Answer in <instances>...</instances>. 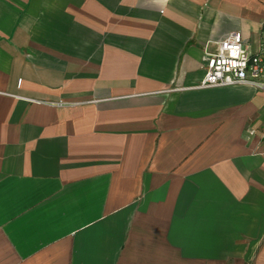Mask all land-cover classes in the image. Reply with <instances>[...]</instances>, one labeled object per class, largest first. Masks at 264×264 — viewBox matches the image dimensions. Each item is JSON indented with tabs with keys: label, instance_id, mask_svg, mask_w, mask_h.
<instances>
[{
	"label": "crops",
	"instance_id": "crops-1",
	"mask_svg": "<svg viewBox=\"0 0 264 264\" xmlns=\"http://www.w3.org/2000/svg\"><path fill=\"white\" fill-rule=\"evenodd\" d=\"M262 22L264 0H0V264H264V94L194 89Z\"/></svg>",
	"mask_w": 264,
	"mask_h": 264
},
{
	"label": "built area",
	"instance_id": "built-area-1",
	"mask_svg": "<svg viewBox=\"0 0 264 264\" xmlns=\"http://www.w3.org/2000/svg\"><path fill=\"white\" fill-rule=\"evenodd\" d=\"M239 86L264 94V22L260 24L256 49L245 44L241 33L235 31L219 42L217 52L207 53L203 78L194 89Z\"/></svg>",
	"mask_w": 264,
	"mask_h": 264
}]
</instances>
